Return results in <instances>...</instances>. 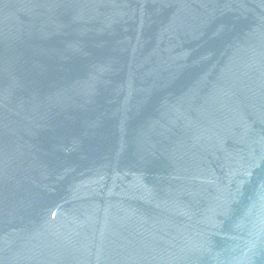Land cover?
<instances>
[{
    "label": "water",
    "instance_id": "obj_1",
    "mask_svg": "<svg viewBox=\"0 0 264 264\" xmlns=\"http://www.w3.org/2000/svg\"><path fill=\"white\" fill-rule=\"evenodd\" d=\"M0 264H264V0H0Z\"/></svg>",
    "mask_w": 264,
    "mask_h": 264
}]
</instances>
